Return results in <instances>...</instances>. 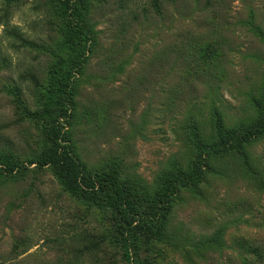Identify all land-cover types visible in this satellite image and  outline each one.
<instances>
[{
  "label": "rangeland",
  "instance_id": "374dc122",
  "mask_svg": "<svg viewBox=\"0 0 264 264\" xmlns=\"http://www.w3.org/2000/svg\"><path fill=\"white\" fill-rule=\"evenodd\" d=\"M70 20L91 35L82 63L68 59L67 142L85 174L115 170L142 196L139 218L194 167L191 125L209 144L216 113L226 128L249 123L264 91V0H0V264H257L264 136L212 156L162 223L139 219L132 263L125 220L102 193L69 189L33 163L50 143L28 113L48 100ZM5 156L22 168L5 173Z\"/></svg>",
  "mask_w": 264,
  "mask_h": 264
},
{
  "label": "trees",
  "instance_id": "16d2710c",
  "mask_svg": "<svg viewBox=\"0 0 264 264\" xmlns=\"http://www.w3.org/2000/svg\"><path fill=\"white\" fill-rule=\"evenodd\" d=\"M64 29L67 39L66 49L68 55L63 58L59 56L58 63L52 68L50 86L47 91L46 100L41 110L30 112L28 115L40 123L43 134L50 146L45 149L35 163L39 167L52 166L57 176L69 189L90 194L92 197L102 193L107 206L117 213L125 221L123 228L122 258L127 263H132V256L138 255V244L134 234L133 226L141 219L144 224H160L164 221L169 210V198L176 192L179 186L196 188L200 180L205 178L208 161L212 156L223 152H237L243 154L244 144L255 138L264 136V91L260 98L253 99V105L257 110L256 117L249 123L239 124L234 128H226L218 113L215 114V139L209 144L203 143L196 132L195 126L191 125L192 143L196 145L197 155L194 167L190 171H182L177 174L175 181L168 183L159 197V205L144 211V216L138 217L139 208L142 205V196L135 190L129 189L122 181L119 173L115 170L85 174L79 159L74 156L73 151L66 138V118L68 117L69 104L72 99L71 82L69 79L70 65L77 67L83 61L80 55L84 54L85 40L91 35L90 28L84 24L69 21ZM19 40L23 36L11 30ZM73 63V64H71ZM5 164V173L22 168L19 161L10 156L2 160ZM193 172V173H191ZM196 177V180L193 178ZM148 209V208H147ZM133 229V230H132ZM257 264H264V251L259 246L254 247ZM142 264H147L142 262ZM241 264H251L241 263Z\"/></svg>",
  "mask_w": 264,
  "mask_h": 264
}]
</instances>
